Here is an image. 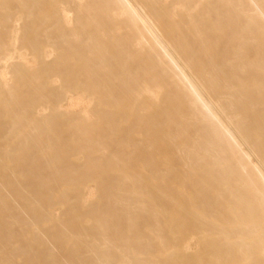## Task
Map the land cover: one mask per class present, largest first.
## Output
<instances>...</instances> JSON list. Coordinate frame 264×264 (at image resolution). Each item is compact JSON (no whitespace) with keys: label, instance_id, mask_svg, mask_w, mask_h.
Here are the masks:
<instances>
[{"label":"bare ground","instance_id":"1","mask_svg":"<svg viewBox=\"0 0 264 264\" xmlns=\"http://www.w3.org/2000/svg\"><path fill=\"white\" fill-rule=\"evenodd\" d=\"M0 264H264V0H0Z\"/></svg>","mask_w":264,"mask_h":264},{"label":"rangeland","instance_id":"2","mask_svg":"<svg viewBox=\"0 0 264 264\" xmlns=\"http://www.w3.org/2000/svg\"><path fill=\"white\" fill-rule=\"evenodd\" d=\"M67 105V104H66Z\"/></svg>","mask_w":264,"mask_h":264}]
</instances>
